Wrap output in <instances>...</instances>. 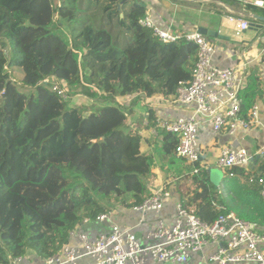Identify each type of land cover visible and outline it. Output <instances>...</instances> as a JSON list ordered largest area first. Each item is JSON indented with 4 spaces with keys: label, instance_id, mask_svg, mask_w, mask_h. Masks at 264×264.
Here are the masks:
<instances>
[{
    "label": "trees",
    "instance_id": "1",
    "mask_svg": "<svg viewBox=\"0 0 264 264\" xmlns=\"http://www.w3.org/2000/svg\"><path fill=\"white\" fill-rule=\"evenodd\" d=\"M146 16L140 0H0V264L28 252L52 257L83 220L135 208L152 195L153 158L127 128L125 110L109 104L86 115L93 103L68 106L72 99L52 90L59 82L70 98L104 103L133 95L174 98L191 80L197 46L184 38L161 41L139 23ZM64 27L67 40L55 31ZM13 69L23 89L10 78ZM149 120L161 159L183 161L175 156L178 138ZM184 169L183 210L208 224L231 211L207 171L193 174L186 163ZM260 177L246 174L254 210L237 215L258 225L264 223Z\"/></svg>",
    "mask_w": 264,
    "mask_h": 264
},
{
    "label": "crops",
    "instance_id": "2",
    "mask_svg": "<svg viewBox=\"0 0 264 264\" xmlns=\"http://www.w3.org/2000/svg\"><path fill=\"white\" fill-rule=\"evenodd\" d=\"M147 9L149 19L163 31L172 34H184L205 28L215 32L217 36L208 37L214 46L212 63L218 67H239L244 72L241 97L247 120L248 112L252 106L258 108L257 123L248 129L238 128L232 136L226 130L219 134L212 131L211 125L204 122L198 129V150L202 165L207 168L210 180V170H219L216 160L220 149L229 145L234 149L243 148L251 156L248 168L241 169L244 175L233 174L231 177L227 171H221L218 184L215 185L221 194L223 203L231 210L228 214L252 216L255 198L252 195L250 185L245 178L246 174L263 175L264 177V16L258 11L264 10V4L256 5L251 0H140ZM243 1L246 3L244 4ZM255 10H253V9ZM246 20L254 19L258 22L254 29H247L239 37L235 36V22L230 17ZM250 24V22L248 21ZM75 96L82 100L85 105L93 103L85 114L94 112L95 109L104 105H117L125 110L127 116V128L132 132L141 134V151L153 158L150 190L153 194L168 193L162 210L155 213H141L134 208L125 209L117 207L108 214V219L102 223L91 221L80 223L74 228V232L86 234L93 238L99 234L106 233L112 225L123 229H129L142 245H148V233L158 221L171 226L177 217V207L180 206L179 190L186 187L183 181L185 163L178 159L168 162L166 157L161 159L159 150L161 143L156 139L157 131L150 126L149 117L155 120H176L193 114V105L177 104L173 97L162 96L145 97L133 95L116 97L112 102L104 103L93 101L81 94ZM98 102V103H97ZM152 129L155 133L152 134ZM166 159V160H165ZM254 223V222H253ZM217 245L209 244L201 252L193 254L185 264H210L208 257L215 252ZM90 258L84 257L79 264H89ZM10 264H43V259L38 258L32 252H28L19 261H11ZM169 264V263H167Z\"/></svg>",
    "mask_w": 264,
    "mask_h": 264
},
{
    "label": "built area",
    "instance_id": "3",
    "mask_svg": "<svg viewBox=\"0 0 264 264\" xmlns=\"http://www.w3.org/2000/svg\"><path fill=\"white\" fill-rule=\"evenodd\" d=\"M245 4L246 2L243 1ZM260 5L264 0H251ZM235 22V36L249 28L244 18L230 17ZM151 28L163 42H173L184 38L197 46V56L191 80L176 90L174 100L180 105H193V114L176 120L155 119L158 128L178 138L175 156L186 164L192 165V173L207 171L201 163L198 150V129L207 122L212 131L219 134L222 130L232 136L238 128L248 129L257 123L258 108L252 106L248 119L241 118L242 99L240 91L244 72L239 67H218L213 65L214 46L209 39L194 31L192 33L172 34L158 28L148 16L139 22ZM44 80L43 83H47ZM54 90L64 101L72 99L67 89L59 82L52 84ZM152 134L155 130L152 129ZM141 135V134H139ZM251 163L247 150L234 149L226 145L220 149L216 160L217 169L227 171L234 168L246 169ZM260 196L264 202V177L257 180ZM167 192L153 194L140 206L134 208L141 213H159L168 198ZM108 215H100L95 222L102 223ZM92 220L85 219L83 223ZM148 245H142L129 229L112 225L106 233L89 238L86 234L72 231L67 244L60 252L43 260V264H79L84 257L90 258L89 264H185L193 254L201 252L209 244L217 249L209 257L210 264H264V223L258 225L240 219L233 214L220 215L214 222L200 221L192 213L177 207V217L173 225L158 221L148 233ZM20 258L13 261H19Z\"/></svg>",
    "mask_w": 264,
    "mask_h": 264
},
{
    "label": "rangeland",
    "instance_id": "4",
    "mask_svg": "<svg viewBox=\"0 0 264 264\" xmlns=\"http://www.w3.org/2000/svg\"><path fill=\"white\" fill-rule=\"evenodd\" d=\"M60 36H62L64 38V40H67V36H68V29L66 27H64L63 29L61 30H55ZM9 75H10V78L16 83L17 87L19 89H23L21 88L22 85H21V72L17 69H13V70H9ZM68 90V89H67ZM25 91V90H23ZM80 95V94H79ZM83 96V95H81ZM78 96H75L73 100V102H71V104H69L68 106H73V105H78V104H82V100L84 98H82V100H80L79 98H77ZM68 101H70V99L67 100V103H69ZM98 103V102H97Z\"/></svg>",
    "mask_w": 264,
    "mask_h": 264
},
{
    "label": "water",
    "instance_id": "5",
    "mask_svg": "<svg viewBox=\"0 0 264 264\" xmlns=\"http://www.w3.org/2000/svg\"><path fill=\"white\" fill-rule=\"evenodd\" d=\"M117 8L119 10V6H117ZM249 29H254V25L250 23L249 24ZM197 31L199 33L205 35V36H208V37H215V36H217L215 32H212V31L207 30L205 28H199ZM209 174L211 176L210 177V181L213 184L217 185L218 184V180L221 177V172L219 170L214 169V170H210Z\"/></svg>",
    "mask_w": 264,
    "mask_h": 264
}]
</instances>
